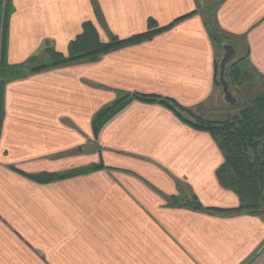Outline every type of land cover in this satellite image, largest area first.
Masks as SVG:
<instances>
[{
	"label": "crops",
	"instance_id": "0c3cea01",
	"mask_svg": "<svg viewBox=\"0 0 264 264\" xmlns=\"http://www.w3.org/2000/svg\"><path fill=\"white\" fill-rule=\"evenodd\" d=\"M12 5L10 64L24 62L46 43L66 54L86 21L107 41L146 31L148 20L163 27L191 15L95 62L6 85L0 264H264L261 217L167 207L170 197L184 192L205 208L239 205L217 181L223 156L209 134L160 104L135 100L102 124L96 137L92 130L93 116L118 92L167 98L206 119L216 115L213 100L229 109L214 82L219 50L204 19L212 11L217 28L235 46L233 57H244L264 78V0H12ZM98 163L108 169L47 184L10 170L54 174Z\"/></svg>",
	"mask_w": 264,
	"mask_h": 264
},
{
	"label": "trees",
	"instance_id": "16d2710c",
	"mask_svg": "<svg viewBox=\"0 0 264 264\" xmlns=\"http://www.w3.org/2000/svg\"><path fill=\"white\" fill-rule=\"evenodd\" d=\"M94 11L100 18L98 9L95 8ZM13 13L12 0H0V132L4 115V90L8 83L23 79L31 74L80 62H95L101 56L112 51L148 41L191 15L177 18L171 24L163 27H158L153 20H148L146 31L126 39L110 36L107 41H102L92 22L86 21L81 26V33L69 42L66 54L55 51L51 45L46 43L37 54L24 62L10 64L7 61V46L9 23ZM212 13L211 11L209 19H204V25L214 46L223 51L222 43L233 44L217 28ZM232 59L225 67L224 79L228 84L229 91L236 95L235 104L228 108H240L237 114L227 115L224 119H206L167 98L118 92L112 103L103 107L93 116L92 130L96 137L100 126L132 100L162 105L187 126L196 131L205 132L212 137L223 156V163L216 171L217 181L222 188L234 193L239 201V205L235 209H211L203 207L192 193L186 195L184 192L178 196L170 197L167 207H180L195 212L217 214L244 213L261 217L264 220V78L244 63V57L234 61ZM217 71L219 75V67L216 63L214 82L220 88ZM257 81L260 82L259 85ZM102 169L108 168L102 163H98L54 174L17 173L36 183L47 184L88 175ZM10 170L14 171L15 169L10 167Z\"/></svg>",
	"mask_w": 264,
	"mask_h": 264
},
{
	"label": "water",
	"instance_id": "95a60500",
	"mask_svg": "<svg viewBox=\"0 0 264 264\" xmlns=\"http://www.w3.org/2000/svg\"><path fill=\"white\" fill-rule=\"evenodd\" d=\"M222 48H223L224 55L219 62L218 81L220 82V85H221L224 102L229 105H234L236 102V95L229 91L228 84L224 79V71H225L226 65L230 62V60L234 56L235 48L233 45L227 44V43H222Z\"/></svg>",
	"mask_w": 264,
	"mask_h": 264
},
{
	"label": "rangeland",
	"instance_id": "374dc122",
	"mask_svg": "<svg viewBox=\"0 0 264 264\" xmlns=\"http://www.w3.org/2000/svg\"><path fill=\"white\" fill-rule=\"evenodd\" d=\"M212 1V0H211ZM214 1H216V0H214ZM207 2V1H206ZM209 3V2H208ZM210 16V14H206V16H205V18H208ZM210 18V17H209ZM208 18V19H209ZM219 50V49H218ZM223 55H224V52L223 51H221V50H219V54H218V65H219V62H220V60L222 59V57H223ZM235 59H237V55L235 56V57H233V61L235 60ZM217 80H218V71H217ZM258 83V85L260 84V82L259 81H257ZM219 88V87H218ZM220 90V92H221V87L219 88ZM221 95H222V93H221ZM223 96H221V98H222ZM212 108H214L215 110V112H216V115L214 116V115H211L210 117L212 118V119H224L225 118V114H229V115H235V114H237V112L240 110V108H238V107H236V109L234 108V109H231V112H229L228 110H230V109H226V110H224V106L225 105H222L219 101H217V100H213V102H211V105H210ZM218 108V109H217ZM226 108V107H225ZM228 108V107H227ZM193 113H195V112H193ZM196 114V113H195ZM185 116H186V114H184ZM196 115H198V114H196ZM187 117V116H186ZM14 172L15 173H17V172H21V171H19V170H17V169H15L14 170ZM21 173H23V172H21ZM186 195H188V193L186 192Z\"/></svg>",
	"mask_w": 264,
	"mask_h": 264
}]
</instances>
